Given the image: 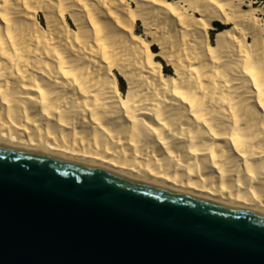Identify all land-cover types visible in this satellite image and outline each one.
Segmentation results:
<instances>
[{
  "label": "bare ground",
  "instance_id": "6f19581e",
  "mask_svg": "<svg viewBox=\"0 0 264 264\" xmlns=\"http://www.w3.org/2000/svg\"><path fill=\"white\" fill-rule=\"evenodd\" d=\"M0 141L264 213V1L0 0Z\"/></svg>",
  "mask_w": 264,
  "mask_h": 264
},
{
  "label": "water",
  "instance_id": "95a60500",
  "mask_svg": "<svg viewBox=\"0 0 264 264\" xmlns=\"http://www.w3.org/2000/svg\"><path fill=\"white\" fill-rule=\"evenodd\" d=\"M0 264H264V213L0 141Z\"/></svg>",
  "mask_w": 264,
  "mask_h": 264
},
{
  "label": "rangeland",
  "instance_id": "374dc122",
  "mask_svg": "<svg viewBox=\"0 0 264 264\" xmlns=\"http://www.w3.org/2000/svg\"><path fill=\"white\" fill-rule=\"evenodd\" d=\"M258 1H260V0H258ZM41 19H40V21L42 22V23H44V18H42V16L40 17ZM139 23V30H137V32H141L142 33V30H143V26H142V23L139 21L138 22ZM74 27V26H73ZM219 27V26H218ZM214 34H215V31L213 30V31H211V36H212V38H214ZM156 49H159V48H156ZM163 63L166 65V62H164L163 61ZM165 70H166V73H169V74H171V73H173V71H174V69H173V67H171V66H166L165 67ZM120 87H121V90L123 91V92H126L127 91V83H126V81L121 77V82H120Z\"/></svg>",
  "mask_w": 264,
  "mask_h": 264
},
{
  "label": "trees",
  "instance_id": "16d2710c",
  "mask_svg": "<svg viewBox=\"0 0 264 264\" xmlns=\"http://www.w3.org/2000/svg\"><path fill=\"white\" fill-rule=\"evenodd\" d=\"M260 1H264V0H260ZM217 25H220V23H219V22H217Z\"/></svg>",
  "mask_w": 264,
  "mask_h": 264
}]
</instances>
